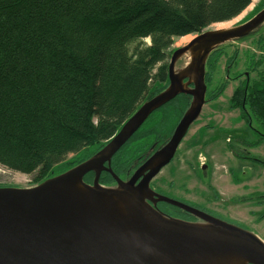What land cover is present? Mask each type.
I'll list each match as a JSON object with an SVG mask.
<instances>
[{"label":"trees","instance_id":"trees-1","mask_svg":"<svg viewBox=\"0 0 264 264\" xmlns=\"http://www.w3.org/2000/svg\"><path fill=\"white\" fill-rule=\"evenodd\" d=\"M253 1L0 0V165L37 174L39 185L91 158L141 105L168 88L176 39L231 22ZM215 65L208 63L205 74L210 101L229 81L213 88ZM247 73L231 104L264 127V55ZM192 100L180 94L150 115L114 155L115 174L124 176L167 144ZM159 111L154 130L143 131ZM151 135L152 144L130 157V147ZM102 180L113 178L107 172Z\"/></svg>","mask_w":264,"mask_h":264},{"label":"water","instance_id":"water-1","mask_svg":"<svg viewBox=\"0 0 264 264\" xmlns=\"http://www.w3.org/2000/svg\"><path fill=\"white\" fill-rule=\"evenodd\" d=\"M262 26L264 9L232 28L201 32L172 52L168 88L141 105L95 155L34 187H0V264H189L199 256L231 253L243 254L249 264H264V241L254 232L184 206L150 187L176 157L183 138L203 112L206 61L212 51ZM191 49L202 50L199 59L184 73L177 71V62ZM180 94L193 100L168 143L129 181H123L111 167L114 155L150 115ZM104 172L114 178L115 187L100 183ZM90 173L95 178L92 185L84 179ZM160 201L178 205L202 221L171 218L155 209ZM200 225H208L209 230Z\"/></svg>","mask_w":264,"mask_h":264},{"label":"rangeland","instance_id":"rangeland-1","mask_svg":"<svg viewBox=\"0 0 264 264\" xmlns=\"http://www.w3.org/2000/svg\"><path fill=\"white\" fill-rule=\"evenodd\" d=\"M261 4H264V0H254L240 16L229 23L234 22L233 26L243 23L246 17L253 14L256 8L260 7ZM219 25L221 24L213 25L207 30L216 29ZM196 36L197 35L186 36L188 37V41L186 42L183 41L185 37L176 39L173 50L175 51L179 47L185 46ZM147 41L149 42V40ZM263 48L264 26L244 39L233 40L212 51L206 61V71L208 63L211 64L214 62L216 64V71L214 72V79L212 82L213 88L219 86L218 83L224 78L227 80V71H230L229 77L231 80L228 81L227 87L217 98L210 101L208 96L206 97L203 112L198 117V120L192 124L186 136L183 138L182 144L176 152L175 159L168 166L164 167L151 182H155L163 192L169 193L170 195L186 197L200 204L206 202V206L211 207V209L217 213L219 212L227 215L225 217L220 214L223 219L226 221L228 220L227 223L230 222L240 228L241 226L248 227V231L254 232L264 241V218L261 222H257L256 217L250 214L252 210L256 209L255 204L251 203L260 202V200L264 198V142L258 148H254L257 149L255 152L252 150L253 155L258 157L259 159H257L261 160V162L252 159L244 161L243 163L247 164L243 165L246 167V170H242V166H238V162L235 158L233 159L232 155V153L235 152V147L237 149L236 138L239 137L238 134L244 133L246 138L248 137L251 141H255L258 139V136L255 135L252 128H249L245 123L242 111L238 108L235 109L231 104L234 90L239 86V82L244 80L245 72L247 73L249 71L253 61L256 63L263 57ZM186 61V57L182 56L176 64V70L179 71L184 68ZM230 64H232L233 67L231 70H228ZM241 74H243V77L240 79H233L234 76H239ZM256 77L257 73H254L251 78L254 80ZM211 91L212 88H210V92ZM159 114H161V111L156 113L154 118L152 117L150 122H148L142 130L146 131L150 127H153L154 130V126L156 125L155 119ZM169 120L166 133L171 130V125L176 121L175 117ZM251 120L252 127L263 130L264 132V127H262L256 118L252 117ZM159 130L158 125L156 127V132H159ZM154 139L155 135H151L148 139L142 141L144 144L130 147L132 152L129 156H136L139 151L146 149L152 144L151 141ZM164 145H166V143L154 150L152 155ZM148 159H146V161ZM144 162L145 160L143 162H135L134 166L132 165L131 169L125 173L129 175L130 172L137 171L139 166H142ZM205 163H207V166L205 171H203L202 167ZM236 171L239 175L234 174ZM253 172L256 173L254 178H250V180L248 179L245 182L249 187L252 186L253 188L246 192L241 190L240 193L242 194L240 198L243 197L247 205L239 206L237 203L233 202L237 199L236 192L239 189L236 188V183L233 180L236 177H240V180H246L245 178L247 176L250 177ZM205 174L208 175V178L205 180L207 181L206 184L202 180V176H206ZM36 175L37 174L26 175L21 172H15L0 165V187L18 189L34 187L37 185L35 181H33ZM89 180L93 181L94 178L91 176ZM171 184L175 186L172 189L170 186ZM186 190L188 192H185ZM261 204L262 205H260L257 211V215H261L262 217L264 213V203ZM164 214L167 215L166 213Z\"/></svg>","mask_w":264,"mask_h":264},{"label":"flooded vegetation","instance_id":"flooded-vegetation-1","mask_svg":"<svg viewBox=\"0 0 264 264\" xmlns=\"http://www.w3.org/2000/svg\"><path fill=\"white\" fill-rule=\"evenodd\" d=\"M231 66H229V68H228V70H231ZM237 76V75H236ZM234 76V80L235 79H240L241 78V76L239 75V76ZM227 77H228V80L230 81L231 79H230V77H229V75H227ZM248 77H249V75H248V73H246L245 72V75H244V80H248ZM239 110H241L240 108H238ZM242 111V110H241ZM245 121V123L247 124V126H249V128H252V130L254 131V133H255V135H257L258 136V139L257 140H255V141H251L250 139H248V137L246 138L245 136H244V133H240V134H238L239 135V137H237L236 138V140H237V149H236V147H235V152L234 153H232V155H233V159L235 158V160L238 162V166H242L241 167V169L242 170H246V167L245 166H243V165H247L246 163H243L244 161H248V160H250V159H252V160H255V161H257V162H261V160H258L259 158L258 157H255L254 155H253V151L255 152V150H257V149H254V148H258L263 142H264V132H263V130H258V129H256L255 127H252V120L250 119V118H247V119H245L244 120ZM259 121V120H258ZM261 124V123H260ZM262 125V124H261ZM263 127V126H262ZM258 143H259V145H258ZM234 149V148H233ZM253 150V151H252ZM258 158V159H257ZM175 159V158H174ZM173 159V160H174ZM172 160V161H173ZM146 161V160H145ZM263 164H264V162H263ZM206 166H207V163H205L204 165H203V167H202V170L203 171H205V168H206ZM237 166V167H238ZM140 167V166H139ZM236 167V168H237ZM139 169V168H138ZM136 172V170L134 171V172H130L129 173V175H127V174H125L124 176H122V175H117L118 177H120L123 181H129L131 178H132V176H133V174ZM237 173V174H236ZM236 173H234L235 175H239V173L236 171ZM244 174H246L245 172H243ZM105 174H107V173H102L101 174V176H100V183L103 185V186H105V187H107V186H111V187H115L117 184H116V181L114 180V178H113V180H107V182H103V180H102V176L103 175H105ZM206 175V174H205ZM256 175V173H251V175H250V177L249 176H247L245 179L246 180H240V177H236L233 181H235V183H236V188H239L238 189V191L236 192V194H237V199H235L233 202H235V203H237V205H247V204H245V202H244V199H243V197L242 198H240L241 197V195L242 194H240L241 193V190H243V192H246V191H250V189H252L253 187L251 186V187H249V185H247L245 182L249 179L250 180V178H254V176ZM91 176L94 178V174L93 173H90V174H87V175H85V177H84V179H85V181L87 182V183H89V184H93V182H94V180H95V178H94V180L93 181H90L89 180V178H91ZM111 176V175H110ZM111 178H112V176H111ZM206 178H208V175H206V176H202V180H203V182H205V184H206V182L207 181H205L206 180ZM137 183H139V181L137 182ZM171 186V189L173 188V187H175L174 186V184H171L170 185ZM150 187H152L158 194H161V195H165V197H168V198H170V199H173V200H176L177 202H179V203H181L182 205H187L188 207H191V208H194V209H198V210H200L201 212H203L204 214H209V215H211V216H213V217H216V218H220V219H222V220H224V221H226L225 219H223L222 218V216L220 215V214H222V213H217L216 211H214L213 209H211V207H209V206H206V202L205 203H203V204H200V203H198L197 201L195 202L194 200H192V199H187L186 197L184 198V197H180V196H178V195H170L169 193H166V192H163L162 191V189L160 188V187H158L157 185H156V183L154 182H151V184H150ZM185 192H188L187 190L185 191ZM240 194V195H239ZM240 199V200H239ZM260 202L261 203H264V198L262 199V200H260ZM259 201L258 202H254V203H251V204H255V208L256 209H254V210H252L251 212H250V214H252L253 216H255L256 217V221L257 222H261L262 220H263V218H264V213L262 214L263 216L261 217V215L259 216V215H257V211H258V209L260 208V205H262L261 203H260ZM152 205H154L153 203H151ZM155 206V208L156 209H158L159 211H161V212H164V213H166L168 216H170V217H173V218H179V219H183L184 221H191V222H195V223H197L198 221H202L200 218H198L197 216H195V215H193L192 213H190L189 211H187L186 209L184 210L183 208H181L180 206H178V205H172V204H170V203H168V202H166V201H160V202H157V204L156 205H154ZM263 207V206H262ZM223 216H227V215H225V214H222ZM226 222H228V220L226 221ZM241 222V221H240ZM230 223V222H229ZM243 223V222H242ZM241 227H244V226H241ZM245 229H247V230H249L248 229V227H244Z\"/></svg>","mask_w":264,"mask_h":264},{"label":"bare ground","instance_id":"bare-ground-1","mask_svg":"<svg viewBox=\"0 0 264 264\" xmlns=\"http://www.w3.org/2000/svg\"><path fill=\"white\" fill-rule=\"evenodd\" d=\"M233 25H234V22L233 23H229V22L221 23V25L216 27V29L217 30L229 29V28H232ZM187 39L188 37H185L183 41L186 42L188 41ZM201 52L202 50H200L199 52H195L192 49L189 50V52L185 54V57L187 60L185 63L186 65L184 68L180 70V72H183V71L185 72V70L189 68L190 65H193L195 61L199 59L200 55L202 54ZM77 190H81V189L77 187ZM199 228L204 231L209 230L208 225H200ZM199 257L200 258H195V259L190 260L189 264H249V260H247V258L243 254L241 255L239 253L209 255V256H199ZM165 263L171 264L169 262H165Z\"/></svg>","mask_w":264,"mask_h":264},{"label":"built area","instance_id":"built-area-1","mask_svg":"<svg viewBox=\"0 0 264 264\" xmlns=\"http://www.w3.org/2000/svg\"><path fill=\"white\" fill-rule=\"evenodd\" d=\"M203 161V160H202ZM204 162V161H203Z\"/></svg>","mask_w":264,"mask_h":264}]
</instances>
